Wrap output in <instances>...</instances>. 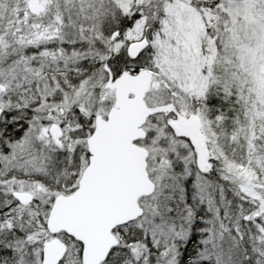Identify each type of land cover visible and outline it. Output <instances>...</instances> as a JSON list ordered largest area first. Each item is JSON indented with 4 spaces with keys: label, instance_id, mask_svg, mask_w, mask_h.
I'll list each match as a JSON object with an SVG mask.
<instances>
[{
    "label": "snow or ice",
    "instance_id": "snow-or-ice-1",
    "mask_svg": "<svg viewBox=\"0 0 264 264\" xmlns=\"http://www.w3.org/2000/svg\"><path fill=\"white\" fill-rule=\"evenodd\" d=\"M0 264H264V0H0Z\"/></svg>",
    "mask_w": 264,
    "mask_h": 264
}]
</instances>
